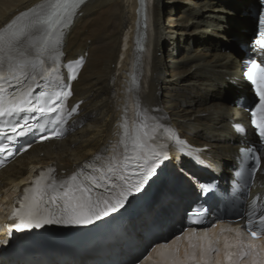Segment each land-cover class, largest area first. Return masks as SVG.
<instances>
[{
  "label": "bare ground",
  "instance_id": "obj_1",
  "mask_svg": "<svg viewBox=\"0 0 264 264\" xmlns=\"http://www.w3.org/2000/svg\"><path fill=\"white\" fill-rule=\"evenodd\" d=\"M165 1L171 3L87 0L78 9L64 34L62 60L84 59L79 76L72 84L71 105L80 103V112L69 121L62 137L32 146L0 170V239L6 238V224L16 223L7 220L10 206L28 179L39 170L53 168L57 182L79 171L85 175L99 174L97 169L115 180V173H108L107 169L114 163L115 152L121 149L122 125L134 114L137 119V111L146 114L148 122L178 131L195 145L197 153L214 159L208 161L212 166L218 161L227 171L238 164L240 147L246 138L239 136L235 125L248 122V116L228 98L233 93L240 95L239 90L245 95L249 93L250 86L242 76L248 59L243 46L252 43L254 18L249 14L257 2ZM41 2L0 0V28L20 12ZM248 29H251L249 34ZM236 35L238 42L234 41ZM234 43L240 46L231 47ZM241 84L243 87L239 88ZM167 147L174 149L171 144ZM201 163L215 174L210 164ZM182 165L197 170L195 164L182 162ZM171 173L172 179L164 180L153 203L137 217L126 221L121 230L124 237L134 236L143 242V234L151 229V223L160 228L170 219L167 226L171 227L179 219L176 215L170 218V212H174L176 206L181 209L186 205L185 199L190 195L175 189L178 185L188 189L177 161L172 163ZM216 177L223 184L221 177ZM255 195H264V173L252 187L251 196ZM28 231L30 228L17 231L13 227L9 236L17 238ZM172 238L173 243L157 247L152 262L146 264H230L231 260L234 264H256L261 252L264 261V241L251 236L238 237L233 228L225 225L200 234L187 231ZM195 239L198 240L196 248L194 242L189 241ZM208 239L213 247L210 254L203 249L204 240ZM89 242L95 241L90 239ZM108 247L112 255L123 252V240L117 233ZM225 248L229 251L228 257L217 260L216 251ZM252 248L256 253L243 262L247 255L241 258V254L249 255L248 250ZM59 256L51 257L48 264H72L71 257ZM172 256H176V260ZM98 257L90 254L82 262ZM0 264L35 263L0 256Z\"/></svg>",
  "mask_w": 264,
  "mask_h": 264
},
{
  "label": "snow or ice",
  "instance_id": "obj_2",
  "mask_svg": "<svg viewBox=\"0 0 264 264\" xmlns=\"http://www.w3.org/2000/svg\"><path fill=\"white\" fill-rule=\"evenodd\" d=\"M84 3L85 0H42L34 7L20 12L6 26L0 28V82L35 81L37 76L41 79L55 77L56 82H61L59 60L62 56L60 47L62 39L65 30L70 27L78 9ZM259 36L260 39L256 43L261 50H264V12L259 15ZM67 67L70 73L69 79L75 80V69L71 65ZM243 75L254 86L255 95L259 98L258 103H255L251 109V124L261 145L264 146V62L250 61ZM64 89L57 94V100L61 97L66 100L72 95L70 84L64 85ZM32 93L31 84L23 90L8 93L4 84L0 83V118L16 117L20 113L33 110L47 114L56 112L58 108L63 109V101L59 105L56 101H52L53 106L48 107L47 110L43 106L32 105ZM48 95L47 92L41 93V96ZM71 111L75 112L76 108ZM137 116L141 118L132 134L128 131L127 122L122 125L123 134L120 140L124 146V155L119 167L127 171L128 165L134 164L137 169L133 173L134 178L121 174L117 178L123 184L120 186L112 184L109 189L101 181L106 178L111 180V177H106L99 169L95 170L100 173L98 176L84 175L79 171L59 182L50 175L55 171L53 168L41 171L34 178L33 185L23 190V197L16 199L15 203L19 207L13 209L10 217L16 223L9 225V233L13 227L21 231L25 228H39L44 224L53 223L90 225L123 208L129 197L139 193L157 174V168L169 159L167 145L156 143V133L162 125L159 123L149 125L147 115L142 116L139 111ZM54 123L63 126V117H57ZM28 128L31 130V125ZM12 131L15 132L16 128L13 127ZM18 134L24 135L23 132ZM48 138L42 137V139ZM129 143L132 145L131 149ZM0 151L5 149L0 147ZM129 151L132 155L128 154ZM246 151L250 158L255 160V167L250 170L254 174L260 169L261 156L255 155L254 147ZM115 171L114 167L107 169L108 173ZM81 176L83 180L79 179ZM101 188L104 189V193L111 191V194L106 196L96 191ZM199 188L202 193L212 191V186L209 184L201 183ZM201 216V212H193L189 223H202V219L199 218ZM246 216V229L253 239L264 234V211L257 209L255 201L251 202ZM160 246L164 247V245ZM245 255L248 253H242L241 258Z\"/></svg>",
  "mask_w": 264,
  "mask_h": 264
},
{
  "label": "water",
  "instance_id": "obj_3",
  "mask_svg": "<svg viewBox=\"0 0 264 264\" xmlns=\"http://www.w3.org/2000/svg\"><path fill=\"white\" fill-rule=\"evenodd\" d=\"M256 14L253 17V30L251 31L252 33L250 34L251 39H255V37L259 36V15L263 12V5L261 4L260 0H256Z\"/></svg>",
  "mask_w": 264,
  "mask_h": 264
},
{
  "label": "rangeland",
  "instance_id": "obj_4",
  "mask_svg": "<svg viewBox=\"0 0 264 264\" xmlns=\"http://www.w3.org/2000/svg\"><path fill=\"white\" fill-rule=\"evenodd\" d=\"M164 3L165 4H170L171 2L169 1V2H166L165 0H164ZM250 6H251V3H250ZM250 16L252 15V14H249ZM248 19V18H247ZM250 30L251 29H248L247 30V34H249L250 33ZM237 37H239L238 35H236V37H235V40L234 41H236V42H238V38ZM233 43V42H232ZM232 46L231 47H233V48H238L239 46H240V43H237V46L235 45V43L234 44H231ZM244 47V46H243ZM238 97H239V95H236V94H231L230 96H229V98H228V100H230L231 102L232 101H235L236 99H238Z\"/></svg>",
  "mask_w": 264,
  "mask_h": 264
}]
</instances>
